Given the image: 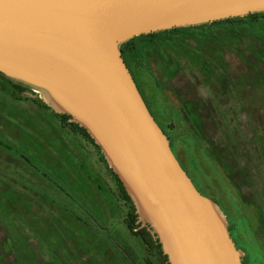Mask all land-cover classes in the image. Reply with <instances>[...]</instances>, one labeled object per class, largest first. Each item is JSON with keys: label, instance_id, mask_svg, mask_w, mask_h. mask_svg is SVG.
Listing matches in <instances>:
<instances>
[{"label": "rangeland", "instance_id": "374dc122", "mask_svg": "<svg viewBox=\"0 0 264 264\" xmlns=\"http://www.w3.org/2000/svg\"><path fill=\"white\" fill-rule=\"evenodd\" d=\"M240 29L195 31L138 62L152 114L212 201L242 264H264V61L251 44L264 43V24L253 33ZM218 50L224 61L214 64L209 55ZM9 79L16 85L1 77L0 84L23 91L18 101L0 85V264L141 261L145 249L127 228L118 172L103 148L90 133L101 149L83 135L70 141L41 112L46 105L66 114L48 93ZM118 176L134 202L136 227L160 240Z\"/></svg>", "mask_w": 264, "mask_h": 264}, {"label": "water", "instance_id": "95a60500", "mask_svg": "<svg viewBox=\"0 0 264 264\" xmlns=\"http://www.w3.org/2000/svg\"><path fill=\"white\" fill-rule=\"evenodd\" d=\"M261 12L264 0H0V72L45 90L89 131L137 198L170 264L242 260L120 47L140 35Z\"/></svg>", "mask_w": 264, "mask_h": 264}, {"label": "trees", "instance_id": "16d2710c", "mask_svg": "<svg viewBox=\"0 0 264 264\" xmlns=\"http://www.w3.org/2000/svg\"><path fill=\"white\" fill-rule=\"evenodd\" d=\"M263 24H264V12L254 13L243 17L230 18L208 24L174 28L171 30L140 35L129 40L128 42L123 43L120 48L123 52L124 60L127 66L129 67L138 85L140 92L144 97V90H143L144 84L141 77L142 72L140 70V62H138V60L143 59L147 50L160 49L164 46H171L175 44L177 39L181 37L193 35L195 31L207 32V31H214L216 28L217 30L229 29V28H233V29L245 28L253 33V32H257ZM251 44L253 46L252 47L253 54L256 56L259 62H263L264 43L263 42L259 43L258 41H252ZM224 55L225 54L222 52V50H218L216 51V53L210 52L209 57L214 64H219L224 61L223 59ZM0 77L3 80L6 79L10 83H13L8 76H6L1 72H0ZM0 85L5 86L4 87L5 91L11 93L13 97L17 93V91L22 90L18 86L8 87L7 85H5L4 82H2V84ZM1 87L2 86H0V88ZM15 99L19 101L18 98ZM9 112L10 111H8V113ZM41 112L44 113V115H47L51 123L57 126L58 128H60V130L67 135V138L70 141L74 140V138L72 137L74 134H79L86 137L88 141H90L94 145H97L95 140L89 134L88 130L80 126L78 123L72 122L71 116L66 114L64 115L58 114L54 112L49 106L46 105L41 107ZM193 116H195L196 118L198 117V115L195 113L193 114ZM25 120L28 125L30 124L33 127V123L31 124V121L28 117L25 116ZM96 147L101 149L100 146L98 145ZM24 160L27 162V164L31 165V162H28L27 159ZM31 167L35 168L32 165ZM114 175L121 195L120 197L127 204V208H128L127 218H126L127 228L129 229V231L133 236L137 237L142 242V245L145 249V255L143 256L141 261H136V264H170L169 257L165 254L160 240H155V235L151 234V232L148 229L146 228L140 229L139 227L138 228L136 227L138 216L136 214V208L134 202L127 193L125 186L121 181L120 177L118 176V174L115 173ZM132 264H135V262H132Z\"/></svg>", "mask_w": 264, "mask_h": 264}, {"label": "bare ground", "instance_id": "6f19581e", "mask_svg": "<svg viewBox=\"0 0 264 264\" xmlns=\"http://www.w3.org/2000/svg\"><path fill=\"white\" fill-rule=\"evenodd\" d=\"M48 97V100L54 105V106H56L58 109H59V107L57 106V104L49 97V96H47ZM48 101V102H49ZM59 110H61V108L59 109ZM132 193V192H131ZM133 196H134V198L136 199V201H137V198L135 197V195L133 194ZM137 203H138V206H139V210H140V212H141V214L145 217V214H144V212H143V210H142V208H141V206H140V204H139V202L137 201Z\"/></svg>", "mask_w": 264, "mask_h": 264}, {"label": "flooded vegetation", "instance_id": "af4514ba", "mask_svg": "<svg viewBox=\"0 0 264 264\" xmlns=\"http://www.w3.org/2000/svg\"><path fill=\"white\" fill-rule=\"evenodd\" d=\"M164 130V129H163ZM165 131V130H164ZM168 135V134H167ZM168 138H169V136H168ZM169 141H170V144H171V147H172V149H173V151H174V148H175V146H174V144L172 143V141H171V139L169 138ZM175 153V152H174ZM176 155V154H175ZM177 156V155H176ZM178 158V157H177ZM180 161V160H179ZM181 163V162H180ZM32 166H34L35 168L34 169H38L39 170V168L36 166V165H34V164H31ZM183 166V165H182ZM184 168V167H183Z\"/></svg>", "mask_w": 264, "mask_h": 264}]
</instances>
